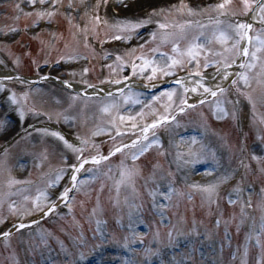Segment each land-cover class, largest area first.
Here are the masks:
<instances>
[{
  "label": "rangeland",
  "instance_id": "rangeland-1",
  "mask_svg": "<svg viewBox=\"0 0 264 264\" xmlns=\"http://www.w3.org/2000/svg\"><path fill=\"white\" fill-rule=\"evenodd\" d=\"M17 1L6 0L0 9V72L16 73L20 71V65L32 70L36 65L48 63L57 66L54 75H64L68 83L82 86H103L113 84L106 82L109 80H123L125 71L121 70L119 61L113 57V54L122 51L127 54L124 61L128 65L138 57L152 61L142 74L139 68L135 75L133 72L129 74L130 79L136 78L149 84L196 71L197 62H189L186 55L191 44L202 45L198 77L216 72L217 68L224 69L222 61L236 62L242 42L241 35L227 26L245 23L248 15V12L245 14L243 0H215L217 6L224 4L223 9L217 6L209 8L207 4L210 0H149L141 4L138 0ZM113 1L122 4L120 9L124 20H143L153 33L139 34L142 27L138 33L121 32L119 35L124 39H114L118 32L107 12ZM253 1L248 0V3ZM131 4H134L133 8ZM18 5H23L28 11L33 8L30 10L32 17L21 21L6 18L1 13L3 8H8L15 16L21 17ZM258 20L264 24L259 12ZM17 22L24 24L27 31H36V42L21 40L25 44L31 43V56L36 58L37 55L34 66L29 64L27 58L19 56L18 53L23 50L19 44L21 41L11 37L16 36ZM100 23L106 25L105 31L110 30L111 34L105 33L104 40L94 41L93 30L101 26ZM160 24L168 29L158 37V31L162 30ZM218 29L225 31L229 37L225 42L218 41ZM172 30L179 34L175 35ZM250 35L251 48L246 63H253L252 53H255L256 66L252 70H243L248 76L247 84L236 78L238 83H232L216 99L179 116L163 128L162 135L165 137L152 136L148 142L125 152L115 161L114 166L119 165L118 169H123H119L120 173H124L113 184L115 229L105 224L103 212H106V207L102 208L97 199V179L84 180L78 185L76 197L71 201L75 211L60 219L59 229L71 234L67 242L59 237L57 239L52 230L46 232L44 228L49 226L48 221L34 232L16 234V252L21 259L8 252L12 264H83L85 259L96 253H100V262L96 264H111L114 261H119L118 264H261L264 261V46L258 40H264V31L254 26ZM7 37L11 38L4 39ZM157 40L163 41L158 43L157 51H153L152 45H157ZM128 43H134L135 47L128 48ZM113 44L122 45L124 50L116 52L112 49ZM39 45L41 51L36 54ZM173 46L177 47L178 53L172 52ZM57 53L61 57L55 59ZM161 53L166 55L161 57ZM168 56L181 60L182 67L177 66L174 75H164L158 71L154 78L149 79L152 67L163 69L168 63ZM22 59H27V62ZM205 59L211 66L204 67ZM10 62H13V66L18 65L15 66L17 71L13 70ZM60 67H66L67 72L61 71ZM84 69H87L86 74ZM218 81L222 82V78ZM26 84L18 81L5 83L7 90L17 96L21 109L28 114V122L22 133H19L23 130L21 127L15 132L13 124L7 120L8 113L4 114L0 109V148L10 143L0 153V231L6 223L27 222L48 208L51 204L50 193L57 188V185H49L66 163L47 145L23 138L29 130H33L32 126L45 123L40 121L38 110L42 113L45 111L50 117L57 115L66 124L70 136L86 141L89 138H111L117 131L133 129V125L134 130H139L148 123L169 118L175 110L184 106L182 100L193 104L195 98L208 94L204 93L203 88H198L196 93L190 94L175 91L171 100L162 93L155 100L136 103L133 95L126 93L121 97L125 104L116 107L117 113H121L117 115L114 114L116 109L102 111L105 103L115 104L113 100L89 101L87 105L77 106L76 110L71 111L65 107L66 104L49 97L44 90L31 91L30 97L24 99L21 93ZM192 87H196V84H192ZM28 102L32 105L29 108ZM121 116L124 117L123 121L120 120ZM197 127L202 129L203 134L196 137L191 130ZM183 131L187 133L183 137L182 150H177L171 146V137ZM5 132L10 133L5 135ZM130 139L118 138L113 146H120ZM154 140L158 143H152L133 159L141 147ZM209 162H220L216 165L219 172L215 176L210 168L202 169V165ZM204 172L211 180L200 184L191 180V176H197L200 180ZM14 177L22 179L21 186L9 182ZM176 184L183 185L193 195V199L186 203L183 221L179 220L177 199L173 197ZM209 186L213 187L211 193L203 190ZM138 188L145 191L149 221L139 204ZM42 196H47V199ZM38 197L41 199L38 200ZM212 211L217 212L218 220L211 218ZM60 221H53L54 227ZM146 226L150 227V231L158 228V234L147 237ZM239 232L243 233L245 241L240 239L244 244L237 249L232 245L235 240L231 242V239ZM141 246L143 248L140 249ZM123 250L127 252V257H123Z\"/></svg>",
  "mask_w": 264,
  "mask_h": 264
},
{
  "label": "snow or ice",
  "instance_id": "snow-or-ice-1",
  "mask_svg": "<svg viewBox=\"0 0 264 264\" xmlns=\"http://www.w3.org/2000/svg\"><path fill=\"white\" fill-rule=\"evenodd\" d=\"M29 2L31 3L32 0H29ZM41 2H43V0H41ZM217 7L220 8V9H223L224 8V4H220ZM243 7L245 9V14H247L248 11L252 10L253 5H250L248 3V0H243ZM258 7H259V14L261 16V19H262V21H264V0H259ZM49 15H53V13H49ZM97 21H99V17H97ZM217 23L219 24V21H217ZM144 26H145V24L143 22H141V21H137V22L127 21V22H124V23L118 25V29H119L120 32H125V33H128V34H134V33H138L139 29L144 27ZM159 27L163 29V28L166 27V25L160 24ZM227 27L228 28H234V30L237 32V34L241 35V38H244L247 35V31L251 29L252 25L251 24H246V23H239L238 25H235V26L228 25ZM218 32H219V34L217 36L218 41L225 42L229 38L225 31H222V30L218 29ZM153 36H155V34H153ZM114 39L121 40V39H124V37L119 35V34H117V35L114 36ZM258 43L261 46H264V40H258ZM201 50H202V45H199V44H191L188 47L186 55L189 57V62H191V61H196L197 62V70L194 71V72H189L188 76H186V77L177 78L175 81H173V83L178 85L180 88H183L185 94H187L188 92L196 93L198 88H203L204 93H208L211 96L216 97L218 95V92L206 87L203 84L202 79L194 81V83L196 84V87H192V88L186 87L185 83H184V81L186 79H188L190 82H193V81H191V77L200 76L199 55H200ZM172 52L173 53H178L177 47L173 46ZM183 54L184 53H180V55H183ZM160 55H161V57H163L166 54L161 53ZM243 55L245 57H247L249 55V50H248L247 47H245L243 49ZM116 59H117V61H119L121 58L119 56H117ZM137 59L140 61L139 64H137L136 62H133L131 64L132 72H133L134 75L137 73V69L138 68L140 69V72L142 74L152 64V61H149V60H147V59H145L143 57H138ZM252 60H253V63H241V64L238 65V67L241 68V69L252 70L256 66L255 63H254V61L256 60L255 53H252ZM213 63H215V62H213ZM222 63L224 64L223 78L227 79L230 75H232L230 72L227 71V69L231 68L233 66L234 62L229 63L227 60H224V61H222ZM177 66H181L182 67V61L174 58L173 56H168V63L166 64V66L163 69H157L156 67H152V69H151L152 75H150L148 78L149 79L154 78L158 71L163 72L164 75H174L175 74L174 73V69ZM209 66H211L209 61L207 59H205L204 67L207 68ZM109 67H111V66H109ZM123 67H124V65H121V70H123ZM83 71H84L85 74L87 73V69H84ZM220 74H221V69L217 68V75H220ZM236 75L238 76L239 80H242L246 84L248 83V76L246 75V73L241 72V73H237ZM8 78L11 79V77H8ZM44 78L47 79V77H44ZM128 79H129V77H125L124 81L116 80V81H106V82L107 83H115V84H120V83L123 82V83H125V86L128 87V85L126 84V81ZM213 79H215V77H213ZM232 83L235 85V84L238 83V81L237 80H233ZM65 87H71V85L68 84V82H65ZM89 87H95V86H91L90 85ZM99 91H103V89H99ZM175 91L176 90L173 89L172 91H169V92L165 93L168 96L169 100H171L173 95H175ZM219 92L223 93L224 89L220 88ZM119 94L123 95V89L119 90ZM109 95L111 96L113 94L109 93ZM8 99L11 101L12 104H18V100L15 98L14 94L9 95ZM153 99H156V97L153 96ZM135 102L139 103V100H137ZM181 103H182V105L187 106V100L186 99L182 100ZM200 103H204V101L201 100ZM116 107H117L116 104H108V105H105L102 108V111L109 112L110 110L115 109ZM181 110H183V108ZM219 110L223 111V109H219ZM20 118L23 119V113L22 112L20 113ZM129 119H132V118L129 117ZM173 119H174V117H173ZM120 120L123 121L124 117L121 116ZM166 122H167V117H164L162 119H158L157 121H154L150 125L145 126L142 129L143 140H145V141L148 140V133H149V131L151 129H155L158 126H162ZM134 129H135V125H133V130ZM50 134L52 136L56 137L57 139H59L60 141H62L65 144V146L67 148L71 149L73 152H81L82 151V149H77L72 144L68 143V141L61 134H59L57 132H51ZM124 134H126V133L120 132V131H117V133H116V135H118V136L124 135ZM152 143H158V142L154 140L151 143H149L148 145H146L144 147H141L139 149V152L134 154L133 159H136L139 154H142L143 151H145L147 149V147L151 146ZM139 144H141L140 140H134L131 145H123L122 147H116L113 152L109 153V156L114 155L117 152H121V151H123L126 148H136L137 145H139ZM106 159H108V157L94 156V157H92L89 160V159H85L82 156L78 155L77 156V163L70 165L71 171H72V175H71V185H72V187L71 188H65L59 194L58 199L64 201L65 203L68 202V200L70 199L69 193L72 192L73 190H75L78 187V185L80 183H82V181L78 180V174L84 168L85 164H88V163L100 164L103 160H106ZM64 172H65V170L61 169L57 173L55 181H53L49 185V187H55L59 183V181L63 179ZM122 175H124V173H122ZM203 190L211 193L213 191V187L209 186L208 188H205ZM42 198L43 199H47V196H42ZM37 199L39 200V199H41V197H38ZM54 210H55V204H53L51 207H49L48 211L45 212L44 215L47 216V215H49V213L53 212ZM24 227H26V225H24V224H20V225L17 226L18 230L20 228H24ZM3 235L5 237H7L9 235V233L8 232H4ZM261 264H264V261H262Z\"/></svg>",
  "mask_w": 264,
  "mask_h": 264
},
{
  "label": "bare ground",
  "instance_id": "bare-ground-1",
  "mask_svg": "<svg viewBox=\"0 0 264 264\" xmlns=\"http://www.w3.org/2000/svg\"><path fill=\"white\" fill-rule=\"evenodd\" d=\"M138 1H139V4H141V3H147L149 0H147V1H144V0H138ZM249 19H250L249 22H250V23H253V22H256L257 17H256V15H254V16H251ZM228 72H230L232 75H230L227 79L222 78V77H223V73H222V74L219 76V79L222 78V82L218 81L217 79H212V77H211V79H208V84H210L211 87H212L213 89H218V88H220V87H223V86L226 85L228 82H230V80L232 79V77H233V75H234L235 70H231V71H228ZM8 77H11V74H10V73L0 72V79H6V78H8ZM191 81H192V80H191ZM186 82H187L189 85H190L191 83H193V82H190L189 80H186ZM71 87H72V89H74V90H79V89L82 88L81 86H79V85H75V84H72ZM113 89H114L113 87H111V88H105L104 91L109 92L110 90H113ZM92 93L95 94V95H100V94H99L100 92H97V91H92ZM102 93H103V92H102ZM194 101H195V100H194Z\"/></svg>",
  "mask_w": 264,
  "mask_h": 264
}]
</instances>
